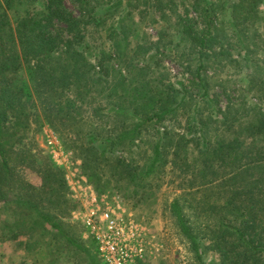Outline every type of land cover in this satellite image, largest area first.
Segmentation results:
<instances>
[{
  "label": "trees",
  "instance_id": "16d2710c",
  "mask_svg": "<svg viewBox=\"0 0 264 264\" xmlns=\"http://www.w3.org/2000/svg\"><path fill=\"white\" fill-rule=\"evenodd\" d=\"M70 1L76 13L63 0H0V239L27 249L29 229L44 264L71 245L102 264L94 239L91 252L37 199L62 205L66 189L60 167L19 146L47 123L72 134L97 193L177 179L170 211L198 263L211 264L206 248L212 264H264V0Z\"/></svg>",
  "mask_w": 264,
  "mask_h": 264
},
{
  "label": "rangeland",
  "instance_id": "374dc122",
  "mask_svg": "<svg viewBox=\"0 0 264 264\" xmlns=\"http://www.w3.org/2000/svg\"><path fill=\"white\" fill-rule=\"evenodd\" d=\"M63 1L74 13L77 12L75 5L70 0ZM156 25L153 23L146 24L144 29L147 33L154 35ZM162 63L168 75L175 74L173 79L182 78L183 73H180L182 70L181 66L171 62L167 57L163 58ZM222 101L224 100L222 99ZM163 121L164 124L168 125L167 119H163ZM181 123L182 121L180 123H172L176 127L174 130H178L179 133L182 131ZM72 137L69 132H61L60 129L55 130L47 123H44L39 128L31 129L19 145L20 148L26 151L23 155H27V157L35 156L39 160L46 158L62 170L66 188L64 189V198H62L64 200L63 204H59V199L61 198L50 203L48 202L49 199L46 196H42V194H39L37 199L40 198V205L46 206L45 210H48L56 218L60 217L62 227L72 237L87 245L92 252L90 245H88V239L89 237L93 238V236L81 219L83 203L79 199L81 197L79 189L87 182L95 195L102 200V205L109 206L114 213H118L125 220L131 221V224L134 225L133 231L138 232L140 227L144 231L143 239L147 241L148 246L152 245V248L150 247L151 252L148 256L145 255L137 260L138 264L142 262L144 264H200L194 258L186 239L179 232L170 211L169 204L172 198L181 190L175 185L177 184V179H172L171 177L170 179L167 177L155 178L156 175H153L141 184L131 182L130 185H126L125 180H119L117 183L111 180L106 190L97 193L81 169L80 154L77 148L74 147L75 143L72 142ZM140 146L146 149V153L149 152L147 144L143 140H140ZM27 161L14 163V172L23 177L21 180L23 183L29 181L31 184L38 186L40 184L39 175L32 167L27 166ZM2 217L3 219H8V221L11 219L7 214ZM0 221L2 222L1 219ZM48 235L45 229L41 228L39 230L41 239ZM34 239V234L29 229L25 236L27 249L22 248V245L14 239H0V264H44L42 259L37 258L38 247L34 245ZM94 242L97 245L95 239ZM30 248L33 251H30ZM202 254L204 261L211 259V264L217 262L215 253L209 249L205 248ZM95 259L97 262L102 263L98 251ZM54 264L91 263L84 251L71 245Z\"/></svg>",
  "mask_w": 264,
  "mask_h": 264
},
{
  "label": "built area",
  "instance_id": "2783aa9c",
  "mask_svg": "<svg viewBox=\"0 0 264 264\" xmlns=\"http://www.w3.org/2000/svg\"><path fill=\"white\" fill-rule=\"evenodd\" d=\"M79 193L83 203L81 219L97 242L103 264H136L137 260L149 255L152 245L148 246L143 239L145 234L141 227L138 232L133 231L131 221L102 205L89 183L85 182Z\"/></svg>",
  "mask_w": 264,
  "mask_h": 264
}]
</instances>
